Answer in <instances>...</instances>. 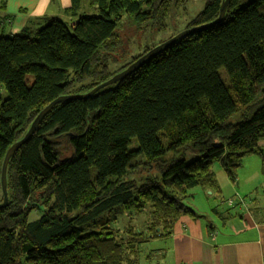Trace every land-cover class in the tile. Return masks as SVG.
I'll return each mask as SVG.
<instances>
[{
    "label": "trees",
    "instance_id": "1",
    "mask_svg": "<svg viewBox=\"0 0 264 264\" xmlns=\"http://www.w3.org/2000/svg\"><path fill=\"white\" fill-rule=\"evenodd\" d=\"M242 1L230 0L220 25L45 115L7 165L0 264L132 263L111 229L116 214L150 207L151 229L169 234L180 216L195 217L184 204L190 190H217L214 162L231 182L247 157H258L264 173V0ZM221 2L205 0L185 29L216 21ZM186 3L71 0L72 23L51 18L38 30L0 35V88L7 94L0 99V169L6 151L52 101L92 90L150 50L109 72L123 16L136 32L163 31ZM85 8L92 14L80 15ZM3 22L9 20H0V32ZM239 110L241 120L230 123ZM168 153L173 159L164 158ZM185 153L197 158L186 162ZM128 170H157L161 178L137 185L124 179ZM33 212L40 217L29 222Z\"/></svg>",
    "mask_w": 264,
    "mask_h": 264
},
{
    "label": "crops",
    "instance_id": "2",
    "mask_svg": "<svg viewBox=\"0 0 264 264\" xmlns=\"http://www.w3.org/2000/svg\"><path fill=\"white\" fill-rule=\"evenodd\" d=\"M0 3V20H9L12 34L25 27H40L51 18L74 21L66 12L71 0H0ZM243 170L247 180L240 189L239 174ZM251 175L257 177V186L254 176L248 180ZM263 175L258 157L245 158L237 172L235 198L226 200V208L208 203L213 194L220 195L224 186L231 189L236 182L224 178L227 182L220 189L216 180L217 190H198L206 203L203 216H180L169 227V234L161 228L151 238L167 242L173 264H264V192L258 199H240L252 195L254 188L263 189ZM228 201L232 206H228Z\"/></svg>",
    "mask_w": 264,
    "mask_h": 264
},
{
    "label": "rangeland",
    "instance_id": "3",
    "mask_svg": "<svg viewBox=\"0 0 264 264\" xmlns=\"http://www.w3.org/2000/svg\"><path fill=\"white\" fill-rule=\"evenodd\" d=\"M245 0L240 2V5H243ZM205 4V0H187V3L181 7L178 11V14L175 16L173 21H166L168 28L163 31H150L145 32H136L134 27L127 22L126 16L122 17V21L117 27V32L122 38L121 48L117 51V62L115 64H109V72H113L116 68L122 66L123 64L130 61L132 56L139 55L142 53L144 47L154 48L161 43L169 40L178 33L185 30L187 23L193 19L197 14H199ZM93 11L88 8L84 9V12L80 15H91ZM1 17V16H0ZM68 17H71L70 15ZM73 18V17H72ZM75 18V17H74ZM73 18V19H74ZM4 19V18H2ZM60 20L66 22V17H60ZM11 21V19H10ZM68 22V21H67ZM10 23V22H9ZM42 27L44 23H42ZM41 27V28H42ZM36 30L39 27H35ZM0 35L6 36L11 33V28L8 23L3 22V28ZM27 83L32 82V76L27 75L25 77ZM7 94L3 87L0 88V99H6ZM244 110H239L235 116H233L229 122L235 124L241 120ZM261 146L264 148V133L263 139L261 140ZM166 160L173 159V155L168 153L164 157ZM184 158L186 162L194 160L197 158L196 155L185 153ZM139 162H142L143 159L138 158ZM212 173L217 176L216 180L219 186V189L227 182L224 178L227 179V176L221 169L218 163L214 162L211 166ZM240 176V189H243L244 182L247 180L244 175V170L241 171ZM255 175L248 177V180ZM152 178H161L157 170H151L147 173H140L139 171L134 172L133 170H128L127 176L124 178L126 181H134L137 185L141 184L147 179ZM237 183V185H236ZM258 183L257 177H255L254 185ZM257 186V185H256ZM238 187V181H236L231 189L229 186H224L221 190L220 195L213 194L212 198L208 199V203L214 207L226 208L227 199L235 198L233 191ZM202 188H194L190 190L189 196L184 200L186 207L191 209L196 216H203L204 210H206V203L204 202L201 192ZM252 195H246L240 199L248 201L249 199H258L264 188H254L251 190ZM209 192H207L208 194ZM242 195V194H241ZM237 199V198H236ZM215 201V202H214ZM216 209V208H215ZM40 212H33L29 215L28 221L33 222L40 217ZM153 214L150 207H147L145 211L141 214L134 215L132 213H119L116 214L115 219L111 221V229L118 230L119 239L124 243V247L127 253V259L132 263L126 264H173L174 260L172 254L168 251L167 242L162 239H154L151 236L158 230L154 231L151 229V224H153Z\"/></svg>",
    "mask_w": 264,
    "mask_h": 264
},
{
    "label": "water",
    "instance_id": "4",
    "mask_svg": "<svg viewBox=\"0 0 264 264\" xmlns=\"http://www.w3.org/2000/svg\"><path fill=\"white\" fill-rule=\"evenodd\" d=\"M230 0H222L220 8H219V15L216 21L201 25L198 27H194L191 29H185L182 32L178 33L174 37L170 38L169 40L161 43L160 45L150 49L147 51L145 54L140 56L136 61L133 63L129 64L124 70L120 71L119 73H116L113 75L111 78L107 79L103 83L97 85L94 87L92 90L81 93V94H71V95H64L56 98L54 101H52L47 107H45L39 114L38 116L33 120L31 123L30 127L28 128L27 132L25 135L15 142L5 153L2 164H1V169H0V190H1V195L2 199L0 202V209H4L8 206L9 200H8V193H7V182H6V170H7V165L12 158V156L19 150V148L27 143L33 133L35 132L36 128L42 121V119L45 117V115L57 104L61 103H67L71 101H76V100H86L93 96L95 93H97L99 90L104 89L108 86L114 85L118 82H121L124 80L126 77L130 76L132 73L140 69L143 65L147 64L154 58H156L159 54L163 53L166 51L169 47H171L175 42L178 40L191 36L193 34H196L198 32L210 29L216 25H220L224 19L226 8L229 4Z\"/></svg>",
    "mask_w": 264,
    "mask_h": 264
},
{
    "label": "built area",
    "instance_id": "5",
    "mask_svg": "<svg viewBox=\"0 0 264 264\" xmlns=\"http://www.w3.org/2000/svg\"><path fill=\"white\" fill-rule=\"evenodd\" d=\"M228 206H232V202L231 201H228Z\"/></svg>",
    "mask_w": 264,
    "mask_h": 264
}]
</instances>
